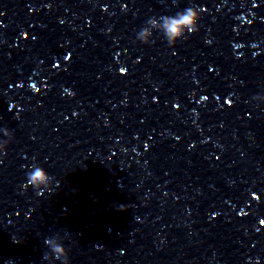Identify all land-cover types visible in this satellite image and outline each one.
I'll return each mask as SVG.
<instances>
[{
	"label": "clouds",
	"instance_id": "clouds-1",
	"mask_svg": "<svg viewBox=\"0 0 264 264\" xmlns=\"http://www.w3.org/2000/svg\"><path fill=\"white\" fill-rule=\"evenodd\" d=\"M201 10L195 6L187 7L174 15H162L149 18L136 34L138 42L143 44L153 43L154 32H159L166 40L169 47H175L178 41L186 39L188 35L199 31L198 22ZM4 136L9 140L0 141V154H6L8 144L12 138V133L4 129ZM55 187H59L60 182L56 181L44 167L33 164L26 174V185L31 186L38 196H43L45 192L52 193ZM124 206H121L123 209ZM64 237L59 234L45 238L44 244L50 253H44V259L48 264L60 261L61 264H70L69 250L64 246Z\"/></svg>",
	"mask_w": 264,
	"mask_h": 264
},
{
	"label": "snow or ice",
	"instance_id": "snow-or-ice-1",
	"mask_svg": "<svg viewBox=\"0 0 264 264\" xmlns=\"http://www.w3.org/2000/svg\"><path fill=\"white\" fill-rule=\"evenodd\" d=\"M121 71H123V69H121ZM262 222H264V221H262Z\"/></svg>",
	"mask_w": 264,
	"mask_h": 264
}]
</instances>
